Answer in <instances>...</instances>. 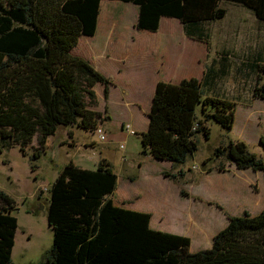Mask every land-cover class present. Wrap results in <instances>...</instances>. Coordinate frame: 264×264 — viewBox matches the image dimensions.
<instances>
[{
  "label": "trees",
  "instance_id": "16d2710c",
  "mask_svg": "<svg viewBox=\"0 0 264 264\" xmlns=\"http://www.w3.org/2000/svg\"><path fill=\"white\" fill-rule=\"evenodd\" d=\"M102 1L0 0V153L18 146L25 155L31 147V159L36 160L60 128L76 126L94 134L101 126L113 80L74 49L83 36H94ZM107 1L135 5L137 30L157 32L162 18L176 19L185 36L204 43L207 51L212 40L202 27L226 15L222 2L241 5L264 23V0ZM233 54L252 59L246 74L235 66L222 74L215 62L204 65L201 78L159 79L155 84L147 127L137 134L143 153L178 169V174L163 171L165 177L182 183L179 166L196 152L198 134L209 138V121L226 131L233 128L237 102L244 100L242 92L236 96L216 89L231 72L252 75L248 76L253 82L251 92L264 99L258 72L264 73V45L243 55L235 50ZM97 84L103 86L102 112L92 109ZM259 140L264 152V139ZM213 155L223 159L216 166L219 172L234 165L264 176V157L250 152L242 139L217 146ZM117 184L118 177L105 158L95 169L68 161L48 189L46 221L52 246L36 264H264V207L255 214L225 213L227 223L213 235L211 246L191 252L188 236L154 228L151 213L116 204L112 196ZM180 195L186 192L180 189ZM14 209L15 201L0 191V264H12L18 227L11 214Z\"/></svg>",
  "mask_w": 264,
  "mask_h": 264
},
{
  "label": "rangeland",
  "instance_id": "374dc122",
  "mask_svg": "<svg viewBox=\"0 0 264 264\" xmlns=\"http://www.w3.org/2000/svg\"><path fill=\"white\" fill-rule=\"evenodd\" d=\"M102 2L94 36H83L85 38L82 37L77 49L80 53L92 55L94 61L85 55L83 57L116 83L110 91V103L106 105L99 91L96 107H92L100 112L105 105L110 109V113H104L106 118L101 123L105 141L100 140L96 133L73 126L60 128L54 137L64 140L66 131H71L75 148L67 144L58 148L50 141L49 147L36 160L31 159V147L26 149L25 155L21 154L18 146L2 150L0 191L15 201L11 214L17 219L18 226L11 254L12 264H36L51 248L53 236L46 221L48 189L68 161L84 169H95L100 158H105L121 179L112 196L114 202L122 201V205L129 209L151 213V226L154 228L188 236L191 252L211 246L213 235L225 227V213L239 215L247 211L252 214V209L259 208L255 211L257 213L264 207L262 173L253 174L250 170L235 173L230 167L227 172H219L216 166L219 161L223 163V159H214L213 155L217 146L242 139L250 152L264 157L259 144L260 137L264 139V99L253 96L252 75L243 77L233 71L226 77L224 90L231 92L240 86L244 99L237 102L234 126L226 131L214 121L207 123L209 138L198 134L196 152L179 166L183 171L180 176L183 184L163 175L165 170L178 174V169H171L168 163L143 153L137 134L147 122L143 114L151 102L154 86L150 83L154 77L171 82L198 78L204 69L202 64L207 52L206 60L210 62L224 45L242 55L249 50L256 51L264 45V23L243 6L222 2L226 15L202 27L212 40L210 50L205 53L204 43L185 36L176 19L162 18L157 32L137 30L134 27L137 17L135 5ZM234 59L237 62L238 58L234 56ZM258 72L262 76L260 84L264 83V73ZM137 110L141 117L139 122ZM196 116L201 117L199 106ZM121 121H125L124 126L128 125L134 133H129L124 126L122 128ZM92 142L93 146L83 147L84 143ZM206 159L209 162L204 165ZM33 166H36L34 170L31 169ZM180 189L186 192V196L180 195Z\"/></svg>",
  "mask_w": 264,
  "mask_h": 264
},
{
  "label": "crops",
  "instance_id": "0c3cea01",
  "mask_svg": "<svg viewBox=\"0 0 264 264\" xmlns=\"http://www.w3.org/2000/svg\"><path fill=\"white\" fill-rule=\"evenodd\" d=\"M103 3V2H102ZM101 8H102V4H101ZM99 18H100V15H99ZM98 24H99V19H98ZM87 37V36H86ZM92 37V36H91ZM83 38H85V37H83ZM83 38H80V40L78 41V44H77V46L75 47V49H74V53L76 54V55H78V56H80V57H82V58H84L83 56L85 55V57L87 56L89 59H92V61H94L93 60V58H92V55L91 56H89V54H87V53H85V54H83V53H80L79 51H78V46H79V44H80V42H81V39H83ZM88 39V38H87ZM205 45V44H204ZM221 49V48H220ZM204 50H205V53H206V51H207V49H206V45H205V47H204ZM233 51V48L232 47H228V46H222V50H221V52L219 51V54L220 55H217L216 53H215V55H216V57H212L211 58V60H210V62H208V60H206V58H207V54H208V52H207V54H206V56H205V58H204V62H203V66L206 64V63H211V65L212 64H214L215 62H217V69H219L218 70V72H220V73H222V74H225L226 72H227V70H228V67L230 66L231 68H232V66H235V69H238V71L239 72H242L243 74H246L248 71H249V69H248V67L250 66V65H252V59H246V58H244L243 56H241L240 58H238V60H237V62H235L234 60V57L231 59V54H232V56H234V52L233 53H231L230 54V52H232ZM218 52V51H217ZM94 56V55H93ZM86 57V58H87ZM96 57V56H95ZM85 59V58H84ZM96 59H97V57H96ZM200 60H198V62H199ZM96 63V62H95ZM96 64H98V63H96ZM245 67V68H244ZM201 69H202V67H201ZM202 75H203V70L201 71V76H199L198 78H201L202 77ZM108 76V75H107ZM110 77V76H109ZM159 79H161V77H154L153 78V80L151 81V83H150V85L151 86H154L155 87V84L157 83V81L159 80ZM227 79V78H226ZM226 79H224V82L222 83V84H220V85H218V86H216V89L218 90V89H222V90H224V87L225 86H227L226 85V83H225V81H226ZM115 82H113V85L112 86H110V88H109V95H108V99H107V103H110V101H111V94H110V91H111V89L113 88V87H115ZM97 85H98V91H97ZM96 86H95V93H96V98H97V95H98V92L99 91H101L102 92V89H103V86L101 85V84H97ZM154 87L152 88L153 89V91H154ZM237 87H239V86H237ZM237 87L235 88V89H233V90H231V93L233 92L236 96L239 94V92H241L242 91V88H241V90L240 89H237ZM153 94V93H152ZM124 103V102H123ZM126 105H129L128 104V102H126ZM113 106V105H112ZM149 106H150V104H149ZM138 110H140L139 108H138ZM138 110H137V113H136V116H137V120H138V122H139V119L141 118V117H139V115H138ZM148 110H149V108L147 107V109H145V111H144V117L147 119V112H148ZM108 113H110V109L108 110ZM130 117L132 118V119H135L134 117H132L131 115H130ZM107 120H109V115H108V117H107ZM130 121V120H129ZM122 123H121V125L123 126V125H125L126 124V122L125 121H121ZM147 122H148V120H147ZM147 122H146V124L144 125H142V127H143V129H141L140 131H138V132H141V131H144L145 129H146V127H147ZM125 123V124H124ZM127 126V125H126ZM234 126V125H233ZM136 131V130H135ZM54 136H57L56 134L54 135ZM54 136H52V137H50L49 139H48V141H47V143H46V146L48 145V143L50 142V141H53V143H56V146L59 148V147H61V146H63V145H65V144H67L68 146H70V147H73V148H75L76 147V143H75V140L73 139V134H72V136L70 137L69 135H68V131H66V139H61V138H57V139H55V137ZM54 137V138H53ZM53 138V139H52ZM52 139V140H51ZM61 144H63V145H61ZM92 144H94V142H92V143H84L83 144V147L85 148L86 146H93ZM47 147H49V146H47ZM46 147V148H47ZM141 166H144V165H141ZM169 167H171L170 165H169ZM228 167H230V168H234V170H231V171H233V172H235V173H239V171H243V172H247L249 169H246V170H239V169H236L235 168V166L234 165H228ZM227 167V168H228ZM143 171V170H142ZM250 171H252V173L253 174H255V173H261V172H255V171H253V170H250ZM56 177V176H55ZM121 179H119L118 178V183H120L119 181H120ZM130 180V179H129ZM118 185V184H117ZM117 188H118V186H117ZM116 191H117V189H116ZM253 193L255 194V193H257V191H253ZM117 204H119V205H122L123 204V202L122 201H118V203ZM257 210H259V208L258 209H252V211L254 212V213H252V214H255L256 212L255 211H257ZM226 217V216H225ZM226 219V218H225ZM226 223H227V220H226V222H225V224L223 225V226H225L226 225ZM223 228V227H222ZM220 230V229H219ZM218 230V231H219Z\"/></svg>",
  "mask_w": 264,
  "mask_h": 264
},
{
  "label": "built area",
  "instance_id": "2783aa9c",
  "mask_svg": "<svg viewBox=\"0 0 264 264\" xmlns=\"http://www.w3.org/2000/svg\"><path fill=\"white\" fill-rule=\"evenodd\" d=\"M126 129L129 131V133H134L133 130H130L128 125L126 126ZM95 133L99 135L100 140L105 141V135L101 126L96 129ZM120 147L123 148L124 146L121 145Z\"/></svg>",
  "mask_w": 264,
  "mask_h": 264
}]
</instances>
